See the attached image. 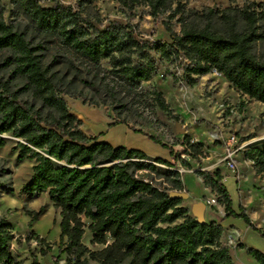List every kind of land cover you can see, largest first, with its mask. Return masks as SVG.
<instances>
[{
    "label": "trees",
    "instance_id": "trees-1",
    "mask_svg": "<svg viewBox=\"0 0 264 264\" xmlns=\"http://www.w3.org/2000/svg\"><path fill=\"white\" fill-rule=\"evenodd\" d=\"M8 1L14 16L26 20L29 30L27 33L7 24L5 8L0 7V148L6 146L4 136L15 141V162L33 164L22 193L28 200L45 193L59 211L58 256L53 263L59 264L65 255V264H234L231 247L222 242L221 221L200 222L193 217L185 200L174 196L185 193L181 175L176 171L162 174L156 167L173 169L174 164L151 159L138 150L98 142L82 131V121L70 112L62 93L83 104L85 100L69 91L62 79L61 90L58 88L60 81L53 65L60 58L70 63V56H76L95 69L108 66L102 70L110 78L105 85L108 103L103 105L112 106L115 116L109 128L126 124L122 115L137 94L144 107L156 108L178 121L161 92L152 89L144 93L141 89L157 75L159 61L183 63L181 77L165 71L174 82L183 78L194 86L199 77L217 73L242 96L264 105V61L254 54V46L264 42V9L256 10L254 4L223 11L209 9L200 26L188 21L180 5L172 9L173 0H114L127 23L113 21L103 26L99 17L59 0H52L50 7H43L41 0ZM139 6L147 7L153 18L169 13L170 21L181 14L178 31L170 28L169 21L164 23L169 42L138 37L129 19ZM237 17L243 23L241 30ZM214 19L221 23L222 31L214 29ZM54 43L60 50L52 49ZM181 146L182 150L171 151V156L183 168L190 166L182 155L199 166L201 159L208 157L203 145L192 143L189 135L183 136ZM243 157L256 175L264 176V148L246 149ZM196 175L215 195L227 218L243 220L264 238L242 207L239 214L233 212L219 169L199 170ZM7 190L12 192L0 183V192ZM25 214L31 218V227L42 209L25 210ZM86 232L90 246L100 249L92 250L82 242ZM14 240L22 239H15L11 225L0 217V264H25L11 253ZM23 240L36 243L41 256L53 246L33 231ZM238 248L264 264L262 252L242 245ZM28 264L42 263L32 256Z\"/></svg>",
    "mask_w": 264,
    "mask_h": 264
},
{
    "label": "rangeland",
    "instance_id": "rangeland-1",
    "mask_svg": "<svg viewBox=\"0 0 264 264\" xmlns=\"http://www.w3.org/2000/svg\"><path fill=\"white\" fill-rule=\"evenodd\" d=\"M59 1L75 10L82 8L85 14L91 17H99L103 21V26L113 21L127 23V19L119 12L118 4L114 0ZM173 3L172 9L176 5H180V11L188 16V21L200 26L203 24L202 15L209 9L216 11H223L227 8L241 9L249 4H254L256 10L264 9V0H173ZM41 5L50 7L52 0H41ZM1 6L5 8L4 20L6 23L13 24L19 30H25L28 33L27 21L22 17L14 16L12 4L8 0H3L0 3ZM168 15L169 13H166L153 18L149 15L147 7L139 6L133 10L129 22L136 26L140 39L169 42V34L164 26V23L169 21ZM180 15L178 14L176 18L168 22L174 31L179 30L177 19ZM237 22L238 29L241 30L243 23L238 17ZM213 27L219 31L223 29L217 19L213 20ZM51 47L54 50H60L55 43ZM254 54L258 60L264 61V42L254 46ZM50 59L48 56L45 62L48 63ZM156 59L158 60V57ZM69 60L70 63L61 61L60 58L53 65V70L57 73L60 81V85H57L58 88L61 90L62 79L69 91L85 100V105L94 108L96 106L93 104H101L98 108L101 107L111 112L113 120H115L112 106L103 105L104 102L108 103L105 85L110 82V78L106 77L102 70H108V66L102 64L101 70H99L76 56H70ZM182 66L183 63L169 65L159 61L157 75L141 85L144 93L152 89L161 92L174 114L178 116V121L169 119L156 108L144 107L143 102H140L139 94L130 100L132 103L125 109L121 120L132 129L143 131L160 140L166 148L172 151H174L173 147L177 152L181 151L183 136L189 135L194 144L201 143L203 145V151L215 163L216 169L224 173L227 172V169L221 161L223 149L229 138L236 137L243 145L236 155L238 169L243 172L239 187L240 195L243 194V197L246 198V194H248V198L253 199L252 207L259 205L258 202L263 199L262 194H264V176L258 180L251 172L252 165L248 164L250 171L248 168L245 169L247 166L244 165L243 151L249 148H264V105L242 96L217 73L199 77L194 86L187 85L183 78L174 82L173 78L165 73L166 70H169L172 74L181 77ZM1 75L2 71L0 70ZM62 97L66 103H70L72 100L64 93H62ZM176 124L184 129V134L176 133ZM4 137L7 138V143L5 147L0 148V183L5 188L11 189L12 192L8 190L0 192V217L5 218L11 225L15 239H22L21 242L18 240L11 242V253L19 260L24 261L25 264L32 261V256H36L42 264H54L53 259L58 256L60 238L59 211L52 206L45 193L33 200H28L27 196L22 193V189L30 179L33 164L29 161L17 164L15 154L12 152L15 141L8 136ZM184 158L195 165L189 157L184 156ZM202 163L205 165V162ZM147 164H150V161H147ZM242 165L245 167L241 168ZM156 167L162 174L173 171L172 168L161 165H156ZM184 179L190 188L191 195L197 196L201 187L195 182H190L187 174L184 175ZM237 200L235 197V203ZM191 201L192 198L187 199L186 206H191ZM197 203L201 202L195 204ZM40 209H42V214L29 227L31 218L25 214V210L38 212ZM31 231L53 245L47 255L39 254L36 243H27L23 240L25 235ZM260 231L264 234V228ZM244 238L251 248L264 254V238L253 234L244 235ZM89 241L90 235L86 232L82 242L92 250L101 248L100 246H90ZM222 242L231 247L230 254L234 264H258L251 256L247 255L246 251L235 250L240 242L239 237L224 234ZM59 264H65V255L61 256Z\"/></svg>",
    "mask_w": 264,
    "mask_h": 264
},
{
    "label": "crops",
    "instance_id": "crops-1",
    "mask_svg": "<svg viewBox=\"0 0 264 264\" xmlns=\"http://www.w3.org/2000/svg\"><path fill=\"white\" fill-rule=\"evenodd\" d=\"M67 105L70 112L82 121L81 129L88 137H96L98 142H106L113 147H123L127 150H138L146 154L151 159L159 158L174 164V168L172 170L178 172L181 175V181L184 192L187 194V199L192 198L191 206H187L190 210V214L193 216L192 206L195 205L196 202L204 203L205 209L203 212V219L205 222L221 221V225L224 228L223 236L224 234H228L231 237L233 236L240 238V242L238 243L235 250L239 249V245H242L245 248H251L249 244L246 243L244 235L253 234L255 236L258 235L261 237L258 233L251 230L243 222V220L238 218H227L221 205H206V200L214 197L215 195L209 188L204 186L202 178L196 175V171L206 170L213 172L216 169V165L210 160L211 158L207 157L205 158L206 160L201 159V165L199 166L195 160L192 159V161L195 163L194 165L189 160L185 159L184 155H182L181 157L183 158L181 159L187 162L190 166V169L183 168L179 162L175 163L173 157L171 156V149L162 147L160 144L155 143L149 138L147 133L143 131L137 132V130L132 129L128 124H118L109 128L108 125L113 123V115L106 109L101 107H89L83 104V102L79 99H72L70 103H67ZM161 144L163 143L161 142ZM173 150L174 153L177 152L174 147ZM202 162H205V165ZM248 164L252 165L250 162L245 161L244 165L247 167L242 165L243 167L241 168L245 167V169L248 168V171H250ZM238 170L239 172L236 174L229 172L228 170L225 173L221 172L223 177L222 183L226 187L231 197L233 212L239 214V209L242 207L245 210L246 215L249 217L251 223L260 230L264 228V194H262L263 199L258 202L259 205L252 207L253 199H249L248 194H246V198L243 197V194L242 196L240 195L241 193L239 187L243 172L241 169ZM251 172L258 180L261 178L254 173L253 168L251 169ZM185 174H187V176L190 178V182H195L201 187V191L197 196L191 195L190 188L184 179ZM235 197L236 200L238 199L236 203ZM187 199H185V201ZM184 205L186 206L185 203ZM239 250L246 251L245 249Z\"/></svg>",
    "mask_w": 264,
    "mask_h": 264
},
{
    "label": "built area",
    "instance_id": "built-area-1",
    "mask_svg": "<svg viewBox=\"0 0 264 264\" xmlns=\"http://www.w3.org/2000/svg\"><path fill=\"white\" fill-rule=\"evenodd\" d=\"M193 143V141H192ZM243 145L239 143V140L236 137H231L228 139L226 146L223 149L221 161L224 164V167L232 173H237L238 166H237V159L236 155L241 150ZM206 205H217L216 197H212L206 200Z\"/></svg>",
    "mask_w": 264,
    "mask_h": 264
},
{
    "label": "water",
    "instance_id": "water-1",
    "mask_svg": "<svg viewBox=\"0 0 264 264\" xmlns=\"http://www.w3.org/2000/svg\"><path fill=\"white\" fill-rule=\"evenodd\" d=\"M176 133L177 134H184V129L180 127L179 124H176ZM175 197H178V198H182V199H187V194L186 193H182V194H175L174 195ZM204 209H205V204L204 203H197L195 205L192 206V213H193V216L200 222H205L204 219H203V212H204Z\"/></svg>",
    "mask_w": 264,
    "mask_h": 264
}]
</instances>
